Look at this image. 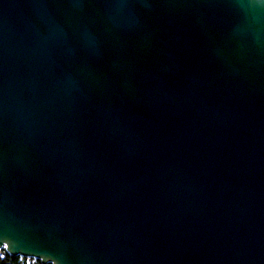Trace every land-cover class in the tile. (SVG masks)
Masks as SVG:
<instances>
[{"label": "water", "instance_id": "water-1", "mask_svg": "<svg viewBox=\"0 0 264 264\" xmlns=\"http://www.w3.org/2000/svg\"><path fill=\"white\" fill-rule=\"evenodd\" d=\"M2 247L264 264V0H0Z\"/></svg>", "mask_w": 264, "mask_h": 264}, {"label": "trees", "instance_id": "trees-1", "mask_svg": "<svg viewBox=\"0 0 264 264\" xmlns=\"http://www.w3.org/2000/svg\"><path fill=\"white\" fill-rule=\"evenodd\" d=\"M0 264H51V263H42L40 259L34 257L27 258V257H20V255H12L6 251L5 247H2L0 248Z\"/></svg>", "mask_w": 264, "mask_h": 264}, {"label": "built area", "instance_id": "built-area-1", "mask_svg": "<svg viewBox=\"0 0 264 264\" xmlns=\"http://www.w3.org/2000/svg\"><path fill=\"white\" fill-rule=\"evenodd\" d=\"M20 257H26V256H21V255H20ZM27 258H30V257H27ZM28 260H29V259H28Z\"/></svg>", "mask_w": 264, "mask_h": 264}]
</instances>
